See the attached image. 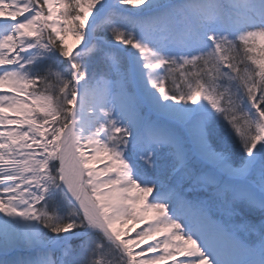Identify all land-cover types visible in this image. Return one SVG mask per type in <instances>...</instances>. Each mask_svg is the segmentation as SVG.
I'll return each mask as SVG.
<instances>
[{
    "label": "snow or ice",
    "instance_id": "snow-or-ice-1",
    "mask_svg": "<svg viewBox=\"0 0 264 264\" xmlns=\"http://www.w3.org/2000/svg\"><path fill=\"white\" fill-rule=\"evenodd\" d=\"M0 264H264V0H0Z\"/></svg>",
    "mask_w": 264,
    "mask_h": 264
},
{
    "label": "bare ground",
    "instance_id": "bare-ground-1",
    "mask_svg": "<svg viewBox=\"0 0 264 264\" xmlns=\"http://www.w3.org/2000/svg\"><path fill=\"white\" fill-rule=\"evenodd\" d=\"M144 226H146V225H144ZM138 230H139V229H138ZM132 235L134 236L135 234L133 233ZM144 247H146V245H145Z\"/></svg>",
    "mask_w": 264,
    "mask_h": 264
}]
</instances>
